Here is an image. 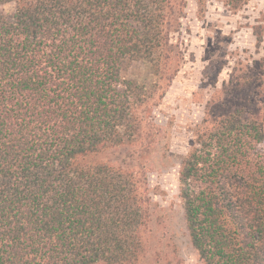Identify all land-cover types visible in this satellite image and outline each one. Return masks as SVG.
Wrapping results in <instances>:
<instances>
[{
	"label": "trees",
	"instance_id": "1",
	"mask_svg": "<svg viewBox=\"0 0 264 264\" xmlns=\"http://www.w3.org/2000/svg\"><path fill=\"white\" fill-rule=\"evenodd\" d=\"M185 6L0 0V264H144L157 218L145 172L164 130L148 102L179 70ZM127 60L152 82L124 78ZM235 83L243 96L213 100L179 155L204 264H264V58ZM122 148L137 162L100 158Z\"/></svg>",
	"mask_w": 264,
	"mask_h": 264
},
{
	"label": "rangeland",
	"instance_id": "2",
	"mask_svg": "<svg viewBox=\"0 0 264 264\" xmlns=\"http://www.w3.org/2000/svg\"><path fill=\"white\" fill-rule=\"evenodd\" d=\"M180 21V30L173 35L182 50L179 70L170 83L159 81L160 87L148 102L150 115L164 130L157 139L161 150L156 156L157 165L145 172L157 218L144 264H167L169 260L174 264H204L186 226L179 195V155L188 147L190 127L205 117L210 103H237L244 93L233 89L238 86L235 82L253 77L257 62L264 58V0H245L237 9L225 0H205L204 5L186 0ZM122 75L142 83L152 82L143 61L127 60ZM166 145L176 154L161 164ZM129 152L122 148L100 158L124 165L136 163L128 159Z\"/></svg>",
	"mask_w": 264,
	"mask_h": 264
}]
</instances>
